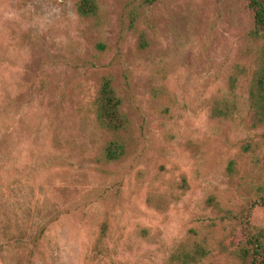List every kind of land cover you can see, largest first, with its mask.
Masks as SVG:
<instances>
[{"label":"rangeland","instance_id":"obj_1","mask_svg":"<svg viewBox=\"0 0 264 264\" xmlns=\"http://www.w3.org/2000/svg\"><path fill=\"white\" fill-rule=\"evenodd\" d=\"M76 1L0 0V264H176L195 244L198 264H235L225 212L264 186V128L244 105L229 120L209 110L232 67H250L245 1L140 8L144 51L123 30L141 0H96L95 22ZM106 74L129 121L110 165L92 113ZM249 223L264 229V203Z\"/></svg>","mask_w":264,"mask_h":264},{"label":"trees","instance_id":"obj_2","mask_svg":"<svg viewBox=\"0 0 264 264\" xmlns=\"http://www.w3.org/2000/svg\"><path fill=\"white\" fill-rule=\"evenodd\" d=\"M156 1L141 0L137 8L128 12L127 28L123 24L124 31H132L137 35V48L140 51L146 50L148 41L145 31L136 26L139 21L137 10L148 8ZM244 1L250 15V36L254 47L250 67L247 69L241 64L232 67L225 91L212 100L209 116L216 121L229 120L238 113L240 105H244L250 114L251 126L258 129L264 128V0ZM74 12L80 20L95 22L99 15L98 3L96 0H77L74 3ZM96 47L103 50L104 45L99 43ZM242 81L245 83L244 96L238 92V85ZM121 106L122 100L113 87L111 75L101 76L92 102V113L96 126L108 137L97 156V161L104 165L117 163L126 154L129 121ZM242 149L249 152L250 146H243ZM255 195L258 198L251 203L249 201L243 204L236 211L225 212L224 219L227 223L235 226L241 233L240 241L230 251L235 264H264V229L253 227L249 223L251 211L264 203V186H259ZM202 258L203 249L196 244L185 252L178 250L173 255L176 264H198Z\"/></svg>","mask_w":264,"mask_h":264}]
</instances>
